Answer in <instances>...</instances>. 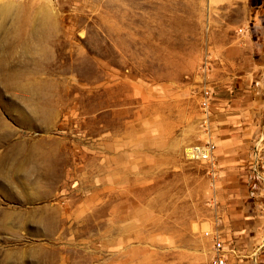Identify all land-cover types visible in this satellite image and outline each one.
Listing matches in <instances>:
<instances>
[{
	"label": "rangeland",
	"instance_id": "1",
	"mask_svg": "<svg viewBox=\"0 0 264 264\" xmlns=\"http://www.w3.org/2000/svg\"><path fill=\"white\" fill-rule=\"evenodd\" d=\"M261 54L264 0H0V264H209L186 151Z\"/></svg>",
	"mask_w": 264,
	"mask_h": 264
},
{
	"label": "crops",
	"instance_id": "2",
	"mask_svg": "<svg viewBox=\"0 0 264 264\" xmlns=\"http://www.w3.org/2000/svg\"><path fill=\"white\" fill-rule=\"evenodd\" d=\"M261 57L263 66L258 70L234 79L216 77L219 89L210 102L206 139L217 146L214 183L220 210L215 222L224 240L227 264H264V87L260 88L259 81L264 56Z\"/></svg>",
	"mask_w": 264,
	"mask_h": 264
},
{
	"label": "built area",
	"instance_id": "3",
	"mask_svg": "<svg viewBox=\"0 0 264 264\" xmlns=\"http://www.w3.org/2000/svg\"><path fill=\"white\" fill-rule=\"evenodd\" d=\"M210 98L206 99L203 102L205 110L209 109ZM217 146L211 139H206L205 142L200 144L193 145L189 147L186 151V156L191 161L196 162H206L210 165L212 174L215 175L216 166H215V152ZM225 246L224 243L217 238L215 243V252L211 258L209 264H227V258L224 253Z\"/></svg>",
	"mask_w": 264,
	"mask_h": 264
}]
</instances>
